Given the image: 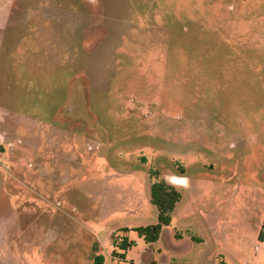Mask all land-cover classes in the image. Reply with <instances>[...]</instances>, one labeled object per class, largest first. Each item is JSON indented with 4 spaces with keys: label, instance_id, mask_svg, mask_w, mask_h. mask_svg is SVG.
<instances>
[{
    "label": "rangeland",
    "instance_id": "obj_1",
    "mask_svg": "<svg viewBox=\"0 0 264 264\" xmlns=\"http://www.w3.org/2000/svg\"><path fill=\"white\" fill-rule=\"evenodd\" d=\"M0 217V264H264V0H0Z\"/></svg>",
    "mask_w": 264,
    "mask_h": 264
},
{
    "label": "trees",
    "instance_id": "obj_2",
    "mask_svg": "<svg viewBox=\"0 0 264 264\" xmlns=\"http://www.w3.org/2000/svg\"><path fill=\"white\" fill-rule=\"evenodd\" d=\"M181 173L183 174L184 171L181 170ZM173 186L169 185L165 180H162L160 182H157L152 186V198L153 202L160 207V215H159V220L160 222L165 225H168V221L165 220L164 218V206L162 205V195L164 192H166L169 189H172ZM161 224L158 225L157 227H152L148 229H142L141 234L146 235L150 231L158 232L160 233V230H162ZM122 250H127L130 245L127 243L126 240H123V243L120 245ZM94 264H104L105 259L102 256H95L94 257Z\"/></svg>",
    "mask_w": 264,
    "mask_h": 264
},
{
    "label": "water",
    "instance_id": "obj_3",
    "mask_svg": "<svg viewBox=\"0 0 264 264\" xmlns=\"http://www.w3.org/2000/svg\"><path fill=\"white\" fill-rule=\"evenodd\" d=\"M183 179V177H169V178H165L166 179V182L169 184V185H171V186H176V183H174L173 182V179ZM185 179V178H184ZM161 240L163 241V242H169L170 243V241H171V230L170 229H168V228H165L164 230H163V232H162V234H161ZM189 247V245L188 246H186V247H184V248H179V247H173V246H170V245H168V246H165V248L166 249H168V250H173V251H178V252H181V251H184L185 249H187ZM144 259V258H143ZM164 263V262H163Z\"/></svg>",
    "mask_w": 264,
    "mask_h": 264
},
{
    "label": "crops",
    "instance_id": "obj_4",
    "mask_svg": "<svg viewBox=\"0 0 264 264\" xmlns=\"http://www.w3.org/2000/svg\"><path fill=\"white\" fill-rule=\"evenodd\" d=\"M182 180H183V182H184V180H185L184 177H183ZM176 186L187 187V185H186L185 183H181V184H177V183H176ZM189 186H190V185H189ZM0 220H1V217H0ZM4 221H5V219H4Z\"/></svg>",
    "mask_w": 264,
    "mask_h": 264
},
{
    "label": "bare ground",
    "instance_id": "obj_5",
    "mask_svg": "<svg viewBox=\"0 0 264 264\" xmlns=\"http://www.w3.org/2000/svg\"><path fill=\"white\" fill-rule=\"evenodd\" d=\"M173 182L177 184L184 183L182 179H175Z\"/></svg>",
    "mask_w": 264,
    "mask_h": 264
}]
</instances>
